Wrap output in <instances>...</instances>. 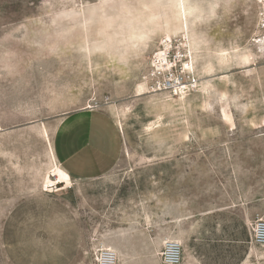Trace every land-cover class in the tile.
Segmentation results:
<instances>
[{"label": "rangeland", "instance_id": "374dc122", "mask_svg": "<svg viewBox=\"0 0 264 264\" xmlns=\"http://www.w3.org/2000/svg\"><path fill=\"white\" fill-rule=\"evenodd\" d=\"M81 109L124 145L67 185ZM0 264H264V0H0Z\"/></svg>", "mask_w": 264, "mask_h": 264}, {"label": "crops", "instance_id": "0c3cea01", "mask_svg": "<svg viewBox=\"0 0 264 264\" xmlns=\"http://www.w3.org/2000/svg\"><path fill=\"white\" fill-rule=\"evenodd\" d=\"M123 145L120 127L111 115L81 109L60 121L53 156L74 177L92 179L108 174L116 166Z\"/></svg>", "mask_w": 264, "mask_h": 264}, {"label": "bare ground", "instance_id": "6f19581e", "mask_svg": "<svg viewBox=\"0 0 264 264\" xmlns=\"http://www.w3.org/2000/svg\"><path fill=\"white\" fill-rule=\"evenodd\" d=\"M55 175L60 183L69 185L72 182L71 175L65 169L57 168Z\"/></svg>", "mask_w": 264, "mask_h": 264}]
</instances>
